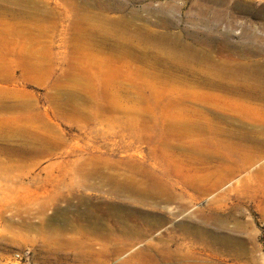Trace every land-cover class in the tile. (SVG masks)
I'll return each mask as SVG.
<instances>
[{
    "label": "rangeland",
    "instance_id": "374dc122",
    "mask_svg": "<svg viewBox=\"0 0 264 264\" xmlns=\"http://www.w3.org/2000/svg\"><path fill=\"white\" fill-rule=\"evenodd\" d=\"M0 264H264V0H0Z\"/></svg>",
    "mask_w": 264,
    "mask_h": 264
},
{
    "label": "bare ground",
    "instance_id": "6f19581e",
    "mask_svg": "<svg viewBox=\"0 0 264 264\" xmlns=\"http://www.w3.org/2000/svg\"><path fill=\"white\" fill-rule=\"evenodd\" d=\"M258 47V46H257ZM253 51V50H252ZM256 53V52H255ZM246 55V54H245ZM221 90V89H220ZM230 92V91H229ZM250 92V91H249ZM248 93V92H247ZM252 93V92H251ZM256 93V92H255ZM256 96V95H255ZM19 137V136H18ZM21 137V136H20ZM253 140V139H252ZM257 141V140H256ZM258 145H261V144H258ZM90 171V170H89ZM91 172V171H90ZM93 173V172H92ZM85 174V173H84ZM79 175V174H78ZM104 175V174H103ZM107 176V175H106ZM87 177V176H86ZM81 179V178H80ZM105 179V178H104ZM118 179V178H117ZM102 182V181H101ZM133 191V190H132ZM142 191V190H141ZM129 193V192H128ZM146 193V192H145ZM144 194V193H143ZM153 196H155V195H153ZM147 197H149V196H147ZM148 199V198H147ZM97 238H99L98 236H97ZM104 240H105V238H104ZM108 240H110V239H107V241ZM106 240H105V242H107ZM112 242V241H111ZM115 251V250H114ZM119 252V251H118ZM141 252V251H140ZM118 254V253H117ZM142 254V253H141ZM144 255V254H143ZM129 258H131V257H129ZM132 259V258H131ZM130 261V260H129Z\"/></svg>",
    "mask_w": 264,
    "mask_h": 264
}]
</instances>
